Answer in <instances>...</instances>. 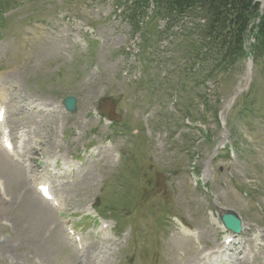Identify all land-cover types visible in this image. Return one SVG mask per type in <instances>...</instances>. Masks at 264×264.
<instances>
[{"label": "rangeland", "instance_id": "rangeland-1", "mask_svg": "<svg viewBox=\"0 0 264 264\" xmlns=\"http://www.w3.org/2000/svg\"><path fill=\"white\" fill-rule=\"evenodd\" d=\"M127 1L0 0V264H264V57L209 75Z\"/></svg>", "mask_w": 264, "mask_h": 264}, {"label": "trees", "instance_id": "trees-1", "mask_svg": "<svg viewBox=\"0 0 264 264\" xmlns=\"http://www.w3.org/2000/svg\"><path fill=\"white\" fill-rule=\"evenodd\" d=\"M127 2L126 10L131 14L135 31L142 29L139 25L142 16L163 22L158 33L176 34L174 38L179 39V49H186L185 58L192 61L193 66L197 63L210 66L209 75L216 69H229L244 59V43L250 25L255 38L253 58L264 57V8L260 13V3L256 0ZM256 20L257 24H253Z\"/></svg>", "mask_w": 264, "mask_h": 264}, {"label": "water", "instance_id": "water-1", "mask_svg": "<svg viewBox=\"0 0 264 264\" xmlns=\"http://www.w3.org/2000/svg\"><path fill=\"white\" fill-rule=\"evenodd\" d=\"M76 100L73 97H67L63 100V106L68 112H74ZM220 221L227 230L232 233H238L241 229V222L239 218L231 211L225 212L220 216Z\"/></svg>", "mask_w": 264, "mask_h": 264}, {"label": "bare ground", "instance_id": "bare-ground-1", "mask_svg": "<svg viewBox=\"0 0 264 264\" xmlns=\"http://www.w3.org/2000/svg\"><path fill=\"white\" fill-rule=\"evenodd\" d=\"M5 123H6V118H4L3 123L0 125V129L3 127V125H4ZM0 157L3 158L4 160H7L6 157H5V154H4V156L1 155ZM7 161H8V160H7ZM7 163H8V162H7ZM3 164H4V163H3ZM36 185H39V184H36ZM40 203H41V202H40ZM40 203H39V204H40ZM41 204H42V203H41ZM43 204H44V203H43ZM44 205H45V204H44ZM223 213H225V212L220 213V215L223 214ZM188 237H189V236H188ZM188 243H189V242H188ZM39 245H40V244H39ZM39 248H41V247L39 246ZM205 262H206V261H205ZM192 263H193V262H192ZM198 264H199V263H198Z\"/></svg>", "mask_w": 264, "mask_h": 264}]
</instances>
